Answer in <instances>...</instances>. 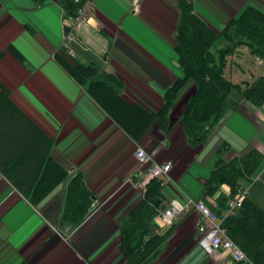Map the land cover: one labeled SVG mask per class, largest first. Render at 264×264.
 I'll list each match as a JSON object with an SVG mask.
<instances>
[{"label": "crops", "instance_id": "1", "mask_svg": "<svg viewBox=\"0 0 264 264\" xmlns=\"http://www.w3.org/2000/svg\"><path fill=\"white\" fill-rule=\"evenodd\" d=\"M92 1L86 22L74 30L66 49L62 43L70 27L63 25L58 0H44L40 7L32 0H0V53H5L0 91L4 86L14 104L54 140L53 158L68 173H81L100 205L80 225H60L65 184L36 207L0 173V264H125L120 227L144 198L140 185L149 169L135 156L139 146L153 161L172 163L162 177L167 207L174 200L205 196L204 182L220 158L219 147H228L226 161L250 148L264 150V106L246 100L206 143L189 145L181 115L196 91L193 81L178 94L167 132L155 121L140 141L134 140L64 71L57 56L112 72L124 83L127 103L155 112L165 89L182 73L174 51L179 0ZM189 1L216 33L246 6L264 13V0ZM10 45L22 53L24 64L7 52ZM239 49L250 52L245 46ZM221 193L228 196L229 186L205 197L206 203L216 208ZM248 198L264 204L263 174L252 183ZM200 222L194 207L181 213L161 256L150 264H228L229 253H208L199 244Z\"/></svg>", "mask_w": 264, "mask_h": 264}, {"label": "trees", "instance_id": "2", "mask_svg": "<svg viewBox=\"0 0 264 264\" xmlns=\"http://www.w3.org/2000/svg\"><path fill=\"white\" fill-rule=\"evenodd\" d=\"M36 6L44 0H32ZM64 19L77 16L86 0H58ZM180 18L174 32V51L179 57L182 76L165 89L163 104L155 112L138 104L126 103L121 95L124 83L118 76L95 64L57 60L66 73L121 126L134 140L140 141L156 121L162 132L169 128V114L179 92L189 80H194L196 91L188 100L181 115V122L188 144L209 140L211 132L231 109H238L246 100L261 108L264 106V76L254 82L238 84L224 75L228 56L246 46L254 57L264 58V13L246 6L245 9L216 33L195 12L189 0H179ZM218 39L222 48L214 49ZM7 52L24 64V57L13 45ZM5 53H0V61ZM70 56V55H69ZM125 100V101H124ZM54 140L50 138L10 98L3 86L0 91V171L5 178L33 203L42 202L60 183L67 179V171L52 156ZM225 149L228 147L225 145ZM264 163L260 150L250 148L233 161H220L204 182L203 200L209 209L223 219L222 228L247 255L245 262L232 264H264V204L260 206L250 198L245 199L234 214L225 216L229 202L239 192L253 183L252 176ZM227 184L230 194H220L217 207L209 206L205 197L214 196ZM244 184H248L247 186ZM164 181L155 178L146 187L144 198L128 215L120 227L125 264H150L162 254L163 246L172 228L155 233L154 218L161 212L164 201ZM160 199L159 207L153 204ZM93 202L81 173L69 179L63 206L59 215L60 225H80L87 217Z\"/></svg>", "mask_w": 264, "mask_h": 264}, {"label": "built area", "instance_id": "3", "mask_svg": "<svg viewBox=\"0 0 264 264\" xmlns=\"http://www.w3.org/2000/svg\"><path fill=\"white\" fill-rule=\"evenodd\" d=\"M86 3V5H83L82 8L79 9L76 17L65 19L63 23L66 27H70L69 31L64 34L62 43L66 49L70 48V43L73 41L74 30L83 27L88 16V11L93 8V1H87ZM136 157L142 165L151 163V168L148 175L145 177L143 185L147 184L152 178H162L163 175L168 174L171 169L170 163L160 164L154 162L144 148L137 149ZM248 194V189L239 192L238 195L229 202V208L225 216L234 214L235 211L241 208ZM99 206L98 204L94 209H97ZM192 207L200 213L201 222L198 226V232L200 234L199 243L207 252L212 253L221 249L229 253L228 264L245 262L248 260L245 252L226 235L225 230L222 228L223 219L212 212L203 201L195 202L190 199L183 203L174 200L170 207L161 214V222L164 224V227H170L181 213L188 212Z\"/></svg>", "mask_w": 264, "mask_h": 264}, {"label": "rangeland", "instance_id": "4", "mask_svg": "<svg viewBox=\"0 0 264 264\" xmlns=\"http://www.w3.org/2000/svg\"><path fill=\"white\" fill-rule=\"evenodd\" d=\"M87 1H85V4L84 5H86L87 3H86ZM88 2H92V1H88ZM59 4H61L60 2H58ZM44 5V4H43ZM61 6V5H60ZM63 11V10H62ZM63 13H65V11H63ZM223 45H224V41L222 40V39H218V41L216 42V46H215V48L214 49H217V48H222L223 47ZM9 47V46H8ZM7 47V48H8ZM243 47V46H242ZM246 47V46H245ZM241 48V47H240ZM246 48H248V47H246ZM243 49V48H242ZM242 49H237V51L233 54V55H230V56H228V62H227V66H226V68H225V70H224V75L226 76V78H228V79H230L232 82H234V83H238V84H243V81L244 80H247L248 82H254L259 76H260V74L264 71V58H258V57H256L257 58V64H256V61H255V59L253 58V56H252V54L249 52V53H244V52H242ZM249 49V48H248ZM67 54L68 55H70L71 57H73V52H67ZM177 56V60L175 61V64H176V66H178L180 69H181V72H182V68H181V66H180V63H179V57H178V55H176ZM258 63H259V65H258ZM242 70L243 71H246L247 73L245 74V75H243L242 74ZM110 73H112V72H110ZM183 73V72H182ZM181 73V75L180 76H178V77H181L183 74ZM177 77V78H178ZM176 78V79H177ZM189 81H193L194 82V80H189ZM188 82V81H187ZM186 82V83H187ZM194 84H195V82H194ZM185 86V85H184ZM82 89L86 92V90L82 87ZM183 89V88H182ZM123 90H124V86H122L121 87V95L123 96ZM87 93V92H86ZM180 93V92H179ZM88 94V93H87ZM89 95V94H88ZM90 96V95H89ZM91 97V96H90ZM92 98V97H91ZM93 99V98H92ZM190 99V98H189ZM94 100V99H93ZM95 101V100H94ZM125 101V100H124ZM243 101H245V100H242V101H240V105H241V103L243 102ZM96 102V101H95ZM126 102V101H125ZM97 103V102H96ZM127 103V102H126ZM188 103V102H187ZM97 105L101 108V109H103L98 103H97ZM104 110V109H103ZM237 110V109H236ZM236 110H234V109H229L228 110V112L224 115V117L218 122L219 124L217 125V126H215L214 128H213V130H212V132L211 133H213L214 132V130L215 129H217L218 128V126H220V124L225 120V118H226V116L231 112V111H236ZM105 111V110H104ZM106 112V111H105ZM107 113V112H106ZM108 114V113H107ZM109 115V114H108ZM111 117V116H110ZM112 118V117H111ZM113 119V118H112ZM114 120V119H113ZM115 121V120H114ZM116 122V121H115ZM262 123V122H261ZM212 135V134H211ZM211 137V136H210ZM208 140H206V141H203V142H201V143H199V144H197L196 145V147H198L199 145H201V144H203V143H206ZM146 149V148H145ZM147 151V150H146ZM225 151H226V149H225V147L224 146H221V147H219L218 148V150L216 151V154H218V155H220V158H218V161H217V163H216V165H215V167H214V169L212 170V172L216 169V167H217V165L219 164V162L220 161H223L224 163H227V162H230V161H233V160H235L236 158H238V157H240V156H237L236 155V157H233L231 160H228V161H226L225 159H223V157H224V155L226 154L225 153ZM149 153V152H148ZM261 153L264 155V150L263 151H261ZM150 154V153H149ZM151 155V154H150ZM243 155V154H242ZM211 172V173H212ZM0 173H1V171H0ZM2 174V173H1ZM67 174V179L65 180V181H63L62 183H60L56 188H58L60 185H64L65 184V186H64V195H63V201H64V196H65V190H66V188H67V184H68V181H69V179H71L72 177H74V175L75 174H73V173H66ZM77 174V173H76ZM264 175V163L262 164V166L257 170V172H256V174L254 175V176H252V180H253V183L256 181V180H258V179H260V177H261V175ZM3 175V174H2ZM4 177H5V175H3ZM260 181V180H259ZM224 185H227V184H224ZM248 184H246V186H247ZM252 185V184H251ZM223 186V185H222ZM55 188V189H56ZM250 188H251V186L249 185L248 186V190L250 191ZM54 189V190H55ZM53 190V191H54ZM52 191V192H53ZM51 192V193H52ZM50 193V194H51ZM49 194V195H50ZM24 196V195H23ZM24 198L30 203V204H32L33 206H36V207H38V206H40L42 203L40 202V203H38V204H35V203H33L32 202V200L30 199V197L28 196V197H26V196H24ZM197 200H199V199H197ZM197 200H195V201H197ZM63 203V202H62ZM165 204V201H163V204H162V211H165L166 209H168L169 207H170V205L167 207L166 205H164ZM98 205V203L96 202V200H93V202H92V204H91V206H90V210H89V213L91 212V210L92 209H94L96 206ZM63 206V205H62ZM167 208H166V207ZM40 208V207H39ZM88 213V214H89ZM60 215V214H59ZM159 215H160V212H159V214L154 218V225H155V233H157V234H159V233H164L165 231H167L169 228H171L172 226H170V227H164V224L160 221V219H159ZM174 224V223H173ZM157 229V230H156ZM56 230V229H55ZM56 231H58L59 232V230L57 229Z\"/></svg>", "mask_w": 264, "mask_h": 264}, {"label": "bare ground", "instance_id": "5", "mask_svg": "<svg viewBox=\"0 0 264 264\" xmlns=\"http://www.w3.org/2000/svg\"><path fill=\"white\" fill-rule=\"evenodd\" d=\"M138 148H144V147H141V146H139ZM137 148V149H138ZM137 149H136V151H137ZM145 149V148H144ZM146 150V149H145ZM147 153H148V151H147ZM149 154V153H148ZM150 155V154H149ZM135 156H136V152H135ZM151 156V155H150ZM137 158V157H136ZM151 158H152V156H151ZM138 159V158H137ZM153 160V159H152ZM138 162H139V164H140V166H149V169H148V172H149V170H150V168H151V163L150 164H145V165H142L141 163H140V161H139V159H138ZM155 162V161H154ZM160 164H165V163H160ZM171 164V169H172V163H170ZM171 169H170V171H171ZM170 171H169V173H170ZM148 172L144 175V178H143V181H142V183H141V187L144 189V194H145V191H146V187H147V185L149 184V182L151 181V180H153V179H155V178H152L147 184H145V185H143V183H144V181H145V177L148 175ZM141 173H143L142 171H141ZM140 173V174H141ZM168 173V174H169ZM167 175V174H166ZM164 176V175H163ZM157 179H159V178H157ZM249 195V194H248ZM160 200V199H159ZM193 201H195V200H193ZM197 201H203V200H197ZM160 202H161V200H160ZM196 202V201H195ZM204 202V201H203ZM154 204V203H153ZM160 204V203H159ZM156 207H159V205L158 206H156ZM167 210V209H166ZM196 210V209H195ZM197 211V210H196ZM164 211H161L160 212V218H161V214L163 213ZM198 212V211H197ZM199 213V212H198ZM200 214V213H199ZM176 220V219H175ZM160 221H161V219H160ZM199 233V232H198ZM200 235V234H199ZM199 240H200V238H199ZM200 244V243H199ZM204 248V247H203ZM205 249V248H204ZM206 250V249H205ZM221 250V249H220ZM209 253V252H208Z\"/></svg>", "mask_w": 264, "mask_h": 264}, {"label": "water", "instance_id": "6", "mask_svg": "<svg viewBox=\"0 0 264 264\" xmlns=\"http://www.w3.org/2000/svg\"><path fill=\"white\" fill-rule=\"evenodd\" d=\"M153 203H154L155 206H158L159 203H160V200L159 199L158 200H154Z\"/></svg>", "mask_w": 264, "mask_h": 264}]
</instances>
